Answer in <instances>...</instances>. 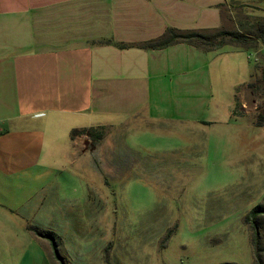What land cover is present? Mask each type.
I'll return each mask as SVG.
<instances>
[{
    "label": "crops",
    "instance_id": "0c3cea01",
    "mask_svg": "<svg viewBox=\"0 0 264 264\" xmlns=\"http://www.w3.org/2000/svg\"><path fill=\"white\" fill-rule=\"evenodd\" d=\"M240 1L0 0V227L16 228L8 232L10 254L57 264L49 242L28 227H42L38 212L62 170L90 169L89 153L71 148L72 128L241 131L246 116L233 114V91L248 79L247 53L245 61L239 50L183 42L159 49L94 43L218 27L221 11Z\"/></svg>",
    "mask_w": 264,
    "mask_h": 264
},
{
    "label": "rangeland",
    "instance_id": "374dc122",
    "mask_svg": "<svg viewBox=\"0 0 264 264\" xmlns=\"http://www.w3.org/2000/svg\"><path fill=\"white\" fill-rule=\"evenodd\" d=\"M223 14L230 29L243 16L264 22V0H242ZM239 51L257 89L237 95L246 117L236 135L121 125L103 128L99 140L74 138L71 148L89 153L90 169L62 170L38 212L64 264L253 263L245 215L264 196V128L249 118L264 104V43ZM10 229L0 227V264H40L10 254Z\"/></svg>",
    "mask_w": 264,
    "mask_h": 264
},
{
    "label": "trees",
    "instance_id": "16d2710c",
    "mask_svg": "<svg viewBox=\"0 0 264 264\" xmlns=\"http://www.w3.org/2000/svg\"><path fill=\"white\" fill-rule=\"evenodd\" d=\"M237 3H230L229 8H236ZM222 23L218 27L214 28H190V29H179L175 27H166L164 31L155 38L148 39L141 42L132 43H121L113 42L111 39H98L94 43L98 44H114L118 48L125 47H139L143 49H159L165 46L183 42L202 50V51H219L227 52L231 50H245L250 51L251 49L257 48L259 43H264V22L259 20H250L249 17L243 16L236 20L237 27L230 29L224 26V14L221 11ZM264 20V18L262 19ZM250 73L249 76H252ZM250 89L251 93H256V87L251 81L236 85L234 87L233 95V114L239 116L243 112L240 107L239 99L236 95L238 91H241L242 87ZM251 123L255 127H264V104L262 109L255 111L250 115ZM100 128L99 130H96ZM102 125L95 127H83V128H72L70 130V138H74L77 135H85L93 140H99L104 132ZM264 196L261 203L252 206L248 213L245 215V221L250 222L253 229L250 236V242L253 249V263L252 264H263L262 253L264 252V235L261 230L264 229ZM35 235L46 239L52 249L53 257L60 263L64 264L61 256L57 251V241L52 231L39 228L38 226L28 227ZM218 264H237L234 262H220Z\"/></svg>",
    "mask_w": 264,
    "mask_h": 264
},
{
    "label": "built area",
    "instance_id": "2783aa9c",
    "mask_svg": "<svg viewBox=\"0 0 264 264\" xmlns=\"http://www.w3.org/2000/svg\"><path fill=\"white\" fill-rule=\"evenodd\" d=\"M241 107H244V105H243V104H241Z\"/></svg>",
    "mask_w": 264,
    "mask_h": 264
}]
</instances>
